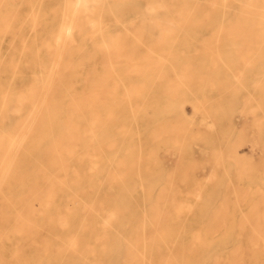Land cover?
<instances>
[{
	"label": "bare ground",
	"instance_id": "bare-ground-1",
	"mask_svg": "<svg viewBox=\"0 0 264 264\" xmlns=\"http://www.w3.org/2000/svg\"><path fill=\"white\" fill-rule=\"evenodd\" d=\"M108 2L66 0L52 64L35 63L33 85L19 90L10 83L0 99L21 114L15 130L0 135V244L15 245L13 260L0 255V264H264V212L246 227L249 234L234 232L242 241L231 249L218 239L234 235L232 214L182 208L190 203L176 201L180 178L163 169L167 182L175 178L178 185L160 203L175 206L168 213L181 221L166 225L162 211L157 226L152 181L157 164H167L158 148L177 155L171 160L179 166L182 149L196 152L184 104L217 85L191 67H208L220 49L264 50V0H152V28L141 24L123 33L110 31L120 17ZM140 16L136 11L121 21ZM95 48L106 55L102 62ZM30 51L25 42L21 56ZM79 53L83 58L75 60ZM170 69L180 72L173 77ZM241 110L232 105L225 115ZM200 217L203 227L195 224Z\"/></svg>",
	"mask_w": 264,
	"mask_h": 264
},
{
	"label": "rangeland",
	"instance_id": "rangeland-1",
	"mask_svg": "<svg viewBox=\"0 0 264 264\" xmlns=\"http://www.w3.org/2000/svg\"><path fill=\"white\" fill-rule=\"evenodd\" d=\"M151 1L109 0V11L120 17V20L111 21L110 31L123 33L141 24L152 28L153 24L149 18ZM241 1L242 3L247 2V0ZM65 3L66 0H0V99L10 83L19 90H26L33 85L32 81L38 78L34 75L32 68L35 63L44 61L47 66L52 64L54 47L52 44L63 27L61 22L66 15L62 13ZM136 11L141 15L139 19L134 22L121 21L122 18ZM159 13L162 16L167 15L164 9ZM71 16L73 17V14L70 13L67 18ZM104 16L114 17L109 13H105ZM77 39L80 41L79 35ZM127 39L130 44L133 43L132 37ZM25 42L31 47V51L28 56L23 57L20 50ZM90 47V42H86L84 49ZM95 50L96 48L93 51L95 59L102 62L106 55ZM229 54L233 55L234 59L225 58ZM252 54H256L257 57L247 64ZM74 58L80 60L83 56L79 53V55L75 54ZM212 59L208 67L202 66L200 69L191 67L190 69L193 75L201 72L202 76L209 78L217 85L213 87L210 84L202 90L195 91L197 102L189 101L184 104L191 139L196 147L195 154L191 152L192 149H182L184 164L179 166L171 160L177 155L174 153L171 155L169 151H164L163 147L157 149L158 154L163 150L160 153L161 158L166 160L167 164L162 166L158 163L156 170L152 173L158 199L154 210L157 226H159L162 211L166 225L174 226L181 221V218L177 221L178 218L173 213H168L175 206H162L160 203V199L166 196V189H174L178 185L175 178L167 182L160 173L162 169L173 171L180 178L178 188L180 196L176 201L181 202L183 198H186L185 201L190 203L182 208L191 209L198 206L202 212H215L218 217L223 216L225 211L232 214L230 225L234 229L232 230L234 235L218 240L227 242L231 249H237L242 239L234 232L245 228L243 233H247L246 227L257 224L258 212H264V149L260 148V145H264V129H262L264 123V50L228 53L220 49L212 53ZM232 64L234 66L231 67ZM22 67H24V72L18 75L17 72ZM169 71L173 77L177 71L180 72L179 69ZM242 81L248 86L245 90L240 88L239 82ZM81 84L78 83V87ZM202 94H206L207 98L203 100ZM248 97L251 99L248 100ZM200 102L201 105L196 111L195 104ZM216 105H218L217 113L209 114ZM232 105L242 110L231 118L225 114ZM13 106L15 105L10 102L6 104L0 102V120L4 119L0 122V135L15 130L14 122L21 114ZM157 115H161L160 111ZM173 118L174 116L171 118L172 126L175 124ZM170 134L174 136V128ZM245 152L246 155H244ZM202 202L208 203L204 205ZM195 224L203 227L204 218L200 217ZM204 237L211 240L213 234L207 232ZM14 249V244L5 241L4 244H0V255L5 256L7 262H10L13 260Z\"/></svg>",
	"mask_w": 264,
	"mask_h": 264
}]
</instances>
